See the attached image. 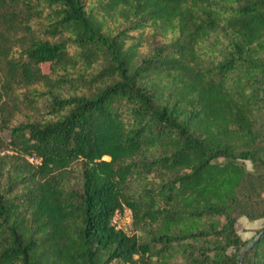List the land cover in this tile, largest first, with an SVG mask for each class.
I'll use <instances>...</instances> for the list:
<instances>
[{
  "label": "trees",
  "instance_id": "trees-1",
  "mask_svg": "<svg viewBox=\"0 0 264 264\" xmlns=\"http://www.w3.org/2000/svg\"><path fill=\"white\" fill-rule=\"evenodd\" d=\"M2 4L0 264H264V0Z\"/></svg>",
  "mask_w": 264,
  "mask_h": 264
},
{
  "label": "rangeland",
  "instance_id": "rangeland-1",
  "mask_svg": "<svg viewBox=\"0 0 264 264\" xmlns=\"http://www.w3.org/2000/svg\"><path fill=\"white\" fill-rule=\"evenodd\" d=\"M2 10L3 4L0 6L1 14L3 13ZM18 48L19 46L17 45L14 49ZM36 86L41 87L38 83ZM12 87V90L4 94L0 99V154L4 152L12 153L9 144L12 126L23 122H34L43 119L46 105L49 104V96L46 94L34 106H29L24 97V92L27 91V87L15 84ZM62 89L66 95L76 92L68 87H63ZM245 164L247 168H251L249 161H246ZM70 182L73 186H77L75 175H71ZM263 224V219L250 220L245 216H239L236 221V230L242 239L250 240L258 234V230L262 228ZM136 233L139 234L140 232L136 231Z\"/></svg>",
  "mask_w": 264,
  "mask_h": 264
},
{
  "label": "built area",
  "instance_id": "built-area-1",
  "mask_svg": "<svg viewBox=\"0 0 264 264\" xmlns=\"http://www.w3.org/2000/svg\"><path fill=\"white\" fill-rule=\"evenodd\" d=\"M31 162H37L33 157L29 158ZM132 212L128 208L117 210L112 216V224L116 229L129 232L131 227Z\"/></svg>",
  "mask_w": 264,
  "mask_h": 264
},
{
  "label": "water",
  "instance_id": "water-1",
  "mask_svg": "<svg viewBox=\"0 0 264 264\" xmlns=\"http://www.w3.org/2000/svg\"><path fill=\"white\" fill-rule=\"evenodd\" d=\"M264 234V228L251 240L250 244L253 243L255 240L259 239ZM240 264V260L238 261Z\"/></svg>",
  "mask_w": 264,
  "mask_h": 264
}]
</instances>
